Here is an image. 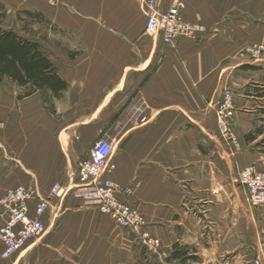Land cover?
I'll use <instances>...</instances> for the list:
<instances>
[{
    "label": "crops",
    "instance_id": "0c3cea01",
    "mask_svg": "<svg viewBox=\"0 0 264 264\" xmlns=\"http://www.w3.org/2000/svg\"><path fill=\"white\" fill-rule=\"evenodd\" d=\"M170 1L158 0V11ZM0 2L6 18L23 6L65 30L66 48L51 37L48 51L42 38H29L68 84L60 97L38 90L21 99L17 83L0 86V197L20 185L44 196L56 182L70 188L67 173L110 136L116 169L107 175L132 188L130 201L169 253L176 243L218 256L257 242L263 212L239 173L264 158L254 149L261 136L246 140L248 115L264 107L248 90L253 79L264 84V64L246 52L264 43V0H186L185 19L206 30L168 45L145 32L148 0H62L48 10L38 0ZM17 26L6 27L22 34ZM227 88L235 92L240 148L218 131L216 107ZM4 218L0 206V226ZM45 223L41 237L0 264H144L135 233L72 188L51 202Z\"/></svg>",
    "mask_w": 264,
    "mask_h": 264
},
{
    "label": "built area",
    "instance_id": "2783aa9c",
    "mask_svg": "<svg viewBox=\"0 0 264 264\" xmlns=\"http://www.w3.org/2000/svg\"><path fill=\"white\" fill-rule=\"evenodd\" d=\"M62 0H48L58 5ZM148 18L145 32L152 37H161L164 44H174L181 37H195L206 29L200 23L186 20L184 11L186 0H171L168 10L161 13L157 9L158 0H148ZM253 61L264 60V43H253L246 48ZM236 113L235 92L224 90L216 107L218 131L221 139L233 147L240 146V138L234 126ZM3 122L0 120V128ZM115 141L110 136L97 139L88 153L67 173L68 181L76 193L96 204L100 210L110 215L123 228L138 234L152 250H158L161 239L147 228L143 213L131 201V187H122L107 174L116 169L113 161ZM239 180L246 187L249 200L254 205H264V169L257 164H249L239 173ZM67 184L56 182L49 194L44 196L36 185L17 186L8 189L0 197V206L5 216L0 226L3 250L1 260L17 256L29 242L46 232L45 214L55 198H63L69 191ZM34 211L31 212V202ZM164 256L169 254L160 250ZM255 264H262L257 258Z\"/></svg>",
    "mask_w": 264,
    "mask_h": 264
},
{
    "label": "trees",
    "instance_id": "16d2710c",
    "mask_svg": "<svg viewBox=\"0 0 264 264\" xmlns=\"http://www.w3.org/2000/svg\"><path fill=\"white\" fill-rule=\"evenodd\" d=\"M6 16L7 7L0 2V86L10 80L23 87L24 92L19 93V99L38 90L43 92L45 98L50 94L52 97H60L68 84L58 74L57 65L43 52L39 41L24 36L16 27H6ZM22 29L29 33L27 27ZM243 67L257 68L252 65ZM251 92L264 99V84H255ZM259 136H262V140L257 141L255 145L264 146V125L249 132L246 140L254 141ZM171 260H176L178 264H191L200 260V257L193 247L176 243L168 257V261Z\"/></svg>",
    "mask_w": 264,
    "mask_h": 264
},
{
    "label": "rangeland",
    "instance_id": "374dc122",
    "mask_svg": "<svg viewBox=\"0 0 264 264\" xmlns=\"http://www.w3.org/2000/svg\"><path fill=\"white\" fill-rule=\"evenodd\" d=\"M38 1L40 5L43 6V8H46V10H48L49 7L51 6V4L47 0H38ZM25 10L26 9H23V6L22 7L18 6L17 9L14 8L12 12L9 14L8 18H6L5 25L13 26L17 20V22L20 25L17 26L18 29L21 26H24L27 27V29L29 30V33L22 32V34L28 37L31 36V37L42 38V42L44 43V48L47 49L48 51L50 50V46L49 43L47 42H49L51 37H53L56 40V43L59 46H61L62 48H66L63 45H61L62 43L66 42L65 30L56 28L54 25H52L48 13L46 14L44 13L45 16L44 15L39 16L36 14H30ZM20 31L21 29L19 30V32ZM250 59L252 60L251 56ZM261 62L264 64V60ZM255 84H260V83H257L255 79H253V81H251V83L248 84V90H252V87ZM20 91L21 89H18V92ZM262 101L264 102V99ZM248 116L249 119H251L252 121L253 131L258 126L264 125V107L262 108L257 107V110L251 112ZM259 140H262V136L259 137L258 141ZM234 148H240V146ZM254 149L262 152L264 156L263 145H254ZM259 167L264 169V158L262 160V165ZM251 205L253 206V208L255 206L257 208H260V210L263 212V216L261 220H259L258 222L260 229L262 228V232L260 235L257 236L258 239L256 243L255 242L252 243L251 246H249L248 248H235L233 250L225 251L223 255L218 254V256H215L214 254L213 255L210 254L208 250L206 251L203 250L204 254L199 255V257L201 256L200 262H191V264H255V260L257 258H259L262 264H264V205H254L252 203ZM135 235L137 236L138 244L142 250V254H143L142 257L144 264H178L176 260L168 261L169 255L168 256L161 255L163 253L160 250L170 254L167 248L163 246L162 240H161V246L158 248V250H152L148 246H146V244L143 242V240L139 237L138 234Z\"/></svg>",
    "mask_w": 264,
    "mask_h": 264
}]
</instances>
